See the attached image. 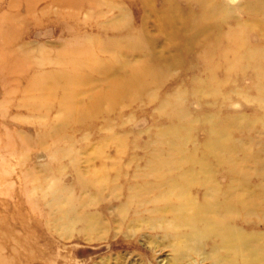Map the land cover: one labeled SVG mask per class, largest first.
I'll return each mask as SVG.
<instances>
[{"label": "rangeland", "instance_id": "374dc122", "mask_svg": "<svg viewBox=\"0 0 264 264\" xmlns=\"http://www.w3.org/2000/svg\"><path fill=\"white\" fill-rule=\"evenodd\" d=\"M193 215L264 252V0H0V264H212Z\"/></svg>", "mask_w": 264, "mask_h": 264}, {"label": "bare ground", "instance_id": "6f19581e", "mask_svg": "<svg viewBox=\"0 0 264 264\" xmlns=\"http://www.w3.org/2000/svg\"><path fill=\"white\" fill-rule=\"evenodd\" d=\"M127 85L115 86L110 92L106 94L107 100L112 102L114 98L123 97L126 94ZM226 213H233L236 210L234 207L225 206L223 209ZM194 216V215H193ZM197 216V215H195ZM191 217V221H196V217ZM223 220V219H222ZM215 220L213 222H203L200 219L197 220L199 227H202V232H196L195 237L197 241L200 242L201 239L207 238L210 233H214L209 239L210 243L207 242L206 245L209 246L210 251L215 252L216 255L210 260L214 261L212 264H238L236 261V254L242 255L246 254L245 264H264V252L259 245L254 246L253 241L247 236L242 234L234 233L228 224L223 220ZM189 250L195 255L198 250L196 246H191ZM223 250V254L217 251ZM181 262L186 261L189 258V253L181 254Z\"/></svg>", "mask_w": 264, "mask_h": 264}]
</instances>
